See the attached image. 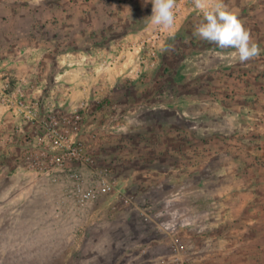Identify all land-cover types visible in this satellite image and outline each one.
<instances>
[{"label": "rangeland", "instance_id": "rangeland-1", "mask_svg": "<svg viewBox=\"0 0 264 264\" xmlns=\"http://www.w3.org/2000/svg\"><path fill=\"white\" fill-rule=\"evenodd\" d=\"M223 3L250 31L259 56L234 64L217 59L221 50L195 35L203 15L193 2L158 46L157 65L144 68L129 48L157 27L148 20L149 0H0V72L24 78L30 94L42 89L48 97L59 86L53 100H65L66 111L77 103L70 100L75 69L97 80L100 93L90 97L81 139L135 202L115 211L102 203L89 242L86 234L76 242L38 238V217L29 215L28 238L14 236L8 250L0 240V264H106L107 257V264H177L175 256L195 264H264V0ZM122 48L120 61L101 70ZM0 111V138H7L11 115ZM4 144L13 145L0 142V167L8 157ZM13 148L0 183L14 164L29 171ZM53 185L48 181L40 197L52 200ZM5 188L0 184V197ZM137 205L153 207L154 223L172 218L180 228L165 237L153 226L149 236ZM123 232L131 234L125 256L99 248L104 236L106 246L124 244ZM87 243L92 255L83 251ZM58 244L59 253L52 247Z\"/></svg>", "mask_w": 264, "mask_h": 264}, {"label": "built area", "instance_id": "built-area-1", "mask_svg": "<svg viewBox=\"0 0 264 264\" xmlns=\"http://www.w3.org/2000/svg\"><path fill=\"white\" fill-rule=\"evenodd\" d=\"M193 2L194 0H177L175 23ZM169 30L157 26L143 41L129 48L136 59L145 65L144 68L157 65L158 46ZM123 51L124 49L117 56L106 58L99 66L101 70L113 68L123 57ZM60 77L61 74L55 78L56 83ZM27 87L24 78L0 72V109L16 118L23 126L31 128L21 130L18 126L16 134L7 140L20 146V160L27 170L38 177L49 176L52 184H62V189L53 197L55 210L60 213L74 211L73 214L78 217L81 211L91 205L103 203L113 211L119 207L135 205L125 183L113 176L108 167L96 164L81 139V127L90 103L89 88L82 86V98L73 106L69 104V110L66 111L65 100H53L55 93L61 92L59 86L48 97L43 95L42 89H38L36 94H30ZM66 94L67 92L63 95ZM113 128L122 130L123 126L116 122ZM134 209L138 210L142 221L148 223L153 219L152 207L137 205ZM155 227L165 237L174 235L180 228L179 223L172 218L159 219ZM178 250V247L174 248L175 252ZM173 260L177 264H195L177 256Z\"/></svg>", "mask_w": 264, "mask_h": 264}, {"label": "crops", "instance_id": "crops-1", "mask_svg": "<svg viewBox=\"0 0 264 264\" xmlns=\"http://www.w3.org/2000/svg\"><path fill=\"white\" fill-rule=\"evenodd\" d=\"M88 74L89 73H87V71H84L83 69L81 70L75 69V74L71 78L72 82H69L71 85L70 86L71 90H72L70 100L73 103L78 102L82 98L80 87L83 85H88L89 88L91 89L95 88L92 90L93 92L90 93V97L91 95L96 96L95 92L97 90H98V93H100L99 90L101 87L99 85L98 86L96 85L95 87V84H96L95 81L97 80L88 76ZM1 115L2 114H0V117ZM9 118L10 119H8L7 125H9L11 128V131H10L11 136L13 134L14 135L16 134L15 131H17L18 126L21 127V130L31 129L29 126H23V124L19 122L16 118L11 117V116ZM5 138H6L5 136H2V138H0V142H2L3 139L6 141L7 138L6 139ZM4 146H5V152L7 153L8 157H6L5 159L4 167L3 166L0 167L1 168L0 170L10 169L7 164H10L12 161L11 157H12V153H13L12 151L14 149L13 148L14 145L8 144L6 146L4 144ZM19 166L17 165L15 166L14 164L12 171L10 172L8 171V173L4 175L5 178L3 177V182L0 183L3 188L8 186V188H5V190L2 193V196L0 197V240L4 239L5 243H8L9 246H5L6 250H8L7 247L11 248V242L14 239V236L15 237L19 236V238H28L29 236V219H28L29 215H32V216L35 215L36 217H38V221H37L38 227H39L37 230L38 238H41L44 240L50 239V238L69 239V240L73 239L74 242H76L78 238H81L83 237V235L86 234L87 237L85 238V240L88 239V242H89L90 237L94 233V229H92L93 226H91V223L95 221L94 217L98 215L96 216L94 215L97 211H99V208H102V206L101 205H97V206L91 205L87 209H84L83 211H81V215L78 217H76L75 214H73L74 211H66V212H61V213L57 212L55 210V204H54L53 199L51 200L50 198H45V197L42 198L38 194V192L44 191V185H46V183L50 181V177L49 176L38 177L37 175H33L32 172L28 173L29 171L23 170L22 168L20 169ZM20 177H22V179H20ZM54 185L52 188L53 192L55 191L58 192L60 191V189H62V184L55 183ZM14 191H20L21 196L13 198ZM30 191L33 192V195H36L37 197H40V198L30 199L29 198ZM48 192H50V190H48ZM14 208H15V211H14ZM30 208L33 210H29ZM119 210H124V207H121V209ZM118 220L120 222L122 221L125 222L127 221V218L118 216ZM103 222L106 223V221H103ZM135 222L141 223L142 221H137L135 219ZM145 226L149 227L148 230L145 228L146 231L148 232V235L155 234V233H152L156 231L154 230L155 228H153V226L155 227V223L152 220L151 222H148ZM151 229L152 231H149ZM16 231L19 234L16 235L17 233ZM122 235L124 236V238L127 239L126 242L123 241L124 244L122 243L119 244V242H116V246L115 244L113 246L112 245L106 246L108 245L106 244L107 238H105L104 236L105 246L102 247L104 243L101 242L99 248L105 249L108 254L110 253L109 255L114 254L116 257L119 256V259L120 257L122 258L123 256L127 254L129 250L130 243L128 242V239L129 238L131 239V234H129V232H123ZM101 238L103 239V235L101 236ZM151 242L155 243V241H151ZM87 244L89 246L85 244L86 248L84 249L82 248V249L84 253L92 255L94 253V248L92 245H90L91 243H87ZM52 245H54V243ZM52 247L54 251H58V253L61 252V250L63 249L62 247H60L59 244L57 246H52ZM106 259H107V262L110 261V263H112L111 262L112 259L110 257H107ZM116 261L118 262V260Z\"/></svg>", "mask_w": 264, "mask_h": 264}, {"label": "clouds", "instance_id": "clouds-1", "mask_svg": "<svg viewBox=\"0 0 264 264\" xmlns=\"http://www.w3.org/2000/svg\"><path fill=\"white\" fill-rule=\"evenodd\" d=\"M149 2L152 5L149 23L164 30L173 28L177 0ZM194 4L203 15L202 22L195 28V35L221 50L214 53L217 59L234 64L259 56V45L253 41L250 31L244 27L238 15L230 11L223 0H194Z\"/></svg>", "mask_w": 264, "mask_h": 264}]
</instances>
